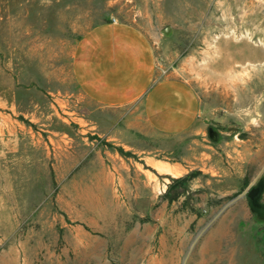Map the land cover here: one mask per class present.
Listing matches in <instances>:
<instances>
[{"label":"rangeland","instance_id":"1","mask_svg":"<svg viewBox=\"0 0 264 264\" xmlns=\"http://www.w3.org/2000/svg\"><path fill=\"white\" fill-rule=\"evenodd\" d=\"M114 20L193 87L191 130L82 94L76 47ZM0 264H264V0H0Z\"/></svg>","mask_w":264,"mask_h":264},{"label":"crops","instance_id":"2","mask_svg":"<svg viewBox=\"0 0 264 264\" xmlns=\"http://www.w3.org/2000/svg\"><path fill=\"white\" fill-rule=\"evenodd\" d=\"M82 94L104 109H129L155 133L176 136L198 122L201 104L193 87L161 78L151 40L128 23L105 22L87 31L73 60Z\"/></svg>","mask_w":264,"mask_h":264},{"label":"bare ground","instance_id":"3","mask_svg":"<svg viewBox=\"0 0 264 264\" xmlns=\"http://www.w3.org/2000/svg\"><path fill=\"white\" fill-rule=\"evenodd\" d=\"M240 88V87H239ZM156 163V162H155ZM155 166L157 167V169H158V171L160 172V173H166V174H169V175H171V176H173V177H178L179 175H181V171L178 169V168H176V167H174V166H172V165H170V164H167V163H159V162H157L156 164H155ZM159 184V183H158ZM160 185V184H159ZM160 189V188H159Z\"/></svg>","mask_w":264,"mask_h":264},{"label":"water","instance_id":"4","mask_svg":"<svg viewBox=\"0 0 264 264\" xmlns=\"http://www.w3.org/2000/svg\"><path fill=\"white\" fill-rule=\"evenodd\" d=\"M253 192L254 193L250 194V197H252V198L255 197L260 192V189L256 188L253 190ZM242 197H243V195L238 196L235 201L240 200Z\"/></svg>","mask_w":264,"mask_h":264},{"label":"trees","instance_id":"5","mask_svg":"<svg viewBox=\"0 0 264 264\" xmlns=\"http://www.w3.org/2000/svg\"><path fill=\"white\" fill-rule=\"evenodd\" d=\"M175 183H179L180 185H185L186 183V179H179V180H175ZM171 189L173 188V185L170 187Z\"/></svg>","mask_w":264,"mask_h":264},{"label":"built area","instance_id":"6","mask_svg":"<svg viewBox=\"0 0 264 264\" xmlns=\"http://www.w3.org/2000/svg\"><path fill=\"white\" fill-rule=\"evenodd\" d=\"M115 23H117V21L114 20Z\"/></svg>","mask_w":264,"mask_h":264}]
</instances>
